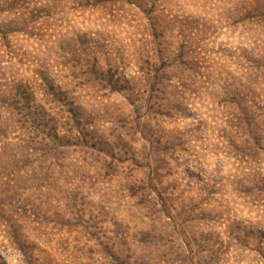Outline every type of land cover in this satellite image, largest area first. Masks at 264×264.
<instances>
[{"label": "rangeland", "instance_id": "374dc122", "mask_svg": "<svg viewBox=\"0 0 264 264\" xmlns=\"http://www.w3.org/2000/svg\"><path fill=\"white\" fill-rule=\"evenodd\" d=\"M0 264H264V0H0Z\"/></svg>", "mask_w": 264, "mask_h": 264}]
</instances>
